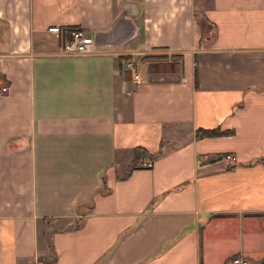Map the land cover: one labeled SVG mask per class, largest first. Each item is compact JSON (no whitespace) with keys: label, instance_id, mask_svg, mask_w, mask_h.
Wrapping results in <instances>:
<instances>
[{"label":"crops","instance_id":"obj_1","mask_svg":"<svg viewBox=\"0 0 264 264\" xmlns=\"http://www.w3.org/2000/svg\"><path fill=\"white\" fill-rule=\"evenodd\" d=\"M0 86V264L264 257V0H0Z\"/></svg>","mask_w":264,"mask_h":264},{"label":"built area","instance_id":"obj_2","mask_svg":"<svg viewBox=\"0 0 264 264\" xmlns=\"http://www.w3.org/2000/svg\"><path fill=\"white\" fill-rule=\"evenodd\" d=\"M69 34V38L64 42L61 47V53L67 55H76L87 52H92L98 49L95 39L92 36L87 35L84 30L74 27L67 30ZM123 67L126 69H130L132 72V78L134 81L142 82L143 80L139 76L138 72L135 69V62L131 59L123 61ZM2 86H0V96L2 95L1 91ZM223 159L229 161L232 160L231 154L222 155ZM202 161L199 158L198 162ZM154 164V159L150 157H146L142 161V166L150 168ZM233 264H247V260L242 256H235L232 258Z\"/></svg>","mask_w":264,"mask_h":264},{"label":"trees","instance_id":"obj_3","mask_svg":"<svg viewBox=\"0 0 264 264\" xmlns=\"http://www.w3.org/2000/svg\"><path fill=\"white\" fill-rule=\"evenodd\" d=\"M232 133V130L230 129H222L220 127H211V128H203V127H199L196 129V136L197 137H205V136H216V135H228V134H231ZM141 153H144L145 155L153 158L155 157V155L153 154H149L145 149L141 148V147H135L133 149V158L130 162V165H129V169L127 170V172H129L133 166H134V163L135 161L138 159L139 155ZM222 157V154H218L216 156H214L213 158H211L210 160H216V159H219ZM259 264H264V258L263 260L261 261V263Z\"/></svg>","mask_w":264,"mask_h":264},{"label":"rangeland","instance_id":"obj_4","mask_svg":"<svg viewBox=\"0 0 264 264\" xmlns=\"http://www.w3.org/2000/svg\"><path fill=\"white\" fill-rule=\"evenodd\" d=\"M158 57H159V59L165 60V63H161L158 66V68H160V69H163V70L164 69H168L169 66H170L169 64H173L174 63L176 67L179 64V62H178L179 60H178V58H175V56H174L175 59L172 58L173 60H170L168 58V57H171L169 55L168 56L167 55H158ZM263 258H259L258 256L252 255L250 257V259H249V262H247V264H259V263H261V261L263 260Z\"/></svg>","mask_w":264,"mask_h":264}]
</instances>
